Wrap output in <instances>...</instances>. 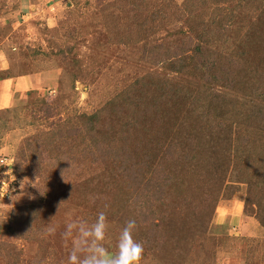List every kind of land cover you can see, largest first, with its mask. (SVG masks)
I'll use <instances>...</instances> for the list:
<instances>
[{"label":"rangeland","instance_id":"374dc122","mask_svg":"<svg viewBox=\"0 0 264 264\" xmlns=\"http://www.w3.org/2000/svg\"><path fill=\"white\" fill-rule=\"evenodd\" d=\"M112 1L0 0V156L8 155L18 160L23 150L28 155L29 138L53 128L52 122H66L81 113L101 108L133 78L150 71L152 87L157 83L158 67L139 58V48L127 47L125 38L135 35L134 24L144 15L145 9L147 14L160 9L162 0H145L143 9L138 14L136 11L135 16L129 12L133 3L120 2H127L129 6L120 26L114 23V17L119 20L125 17L122 8L116 9L114 17L108 12L98 14L102 5ZM175 1L182 6L186 2ZM239 1L237 21L223 36L227 41L220 47L228 46L229 50L236 51L238 42H246L245 77L248 72H257L264 85V0H244L243 6V0H220L219 4L237 9ZM197 6L208 16L215 5L212 0H200ZM168 13L167 23L170 20L176 23L175 10ZM84 53L98 54L101 58L88 61L82 56ZM78 67L85 80L77 77ZM16 78L20 87L12 86ZM243 92L247 89L240 93L230 91L228 95L238 101H228L225 105L234 109L229 126L234 131L238 148L240 132L248 138L243 130L247 122L243 114L248 110L246 101L240 96ZM150 94L152 92L148 91V100L154 102L155 96ZM56 98H59L57 104L53 102ZM256 100L262 103L259 98ZM47 102L56 104L51 114L45 111ZM153 106V130L160 142L165 143L169 138L170 122L175 121L177 113L179 118L180 112L175 104L167 107L165 103H156ZM239 157L235 161L237 164H240ZM47 159L43 165L48 167V179L41 174L40 164L22 162L20 158L19 170L15 167L17 190L12 200L0 202V220L9 218L15 207L30 205L32 199L39 196L42 216L50 221L44 222L43 234L36 235L35 239L0 233V264H67L71 238L61 235L65 224L77 219L90 224L101 211L107 225L104 246L109 255L114 254L119 232L129 220L127 206L122 205L123 198L117 190L123 189L121 182L115 180L112 187H108V177L100 176L101 184H90L84 191L76 185H81L83 176L102 172L100 168L94 171L84 161H80L82 165L74 162L68 165L65 157L62 163ZM34 164L38 167L32 166ZM19 184L21 187L25 184L24 188ZM233 184L237 185L224 187L215 204L209 200L201 208L181 203L183 195L177 196L179 201L176 198L164 201L161 206L169 215L163 223L159 248H148L139 238L140 230H134L133 238L143 247L140 264H264V197L261 198L264 192L255 194L246 183ZM247 198L255 200L246 203ZM202 201L195 198L198 205ZM152 216L153 220H158L156 214ZM48 226H54L55 232L48 234Z\"/></svg>","mask_w":264,"mask_h":264},{"label":"trees","instance_id":"16d2710c","mask_svg":"<svg viewBox=\"0 0 264 264\" xmlns=\"http://www.w3.org/2000/svg\"><path fill=\"white\" fill-rule=\"evenodd\" d=\"M124 1L127 0L102 5L98 14L108 12L114 17L116 9L122 8L125 17L122 20L114 17V23L120 26L129 7L127 2L120 3ZM128 1L133 3L129 8L133 16L136 11L140 13L145 2ZM199 1L186 0L182 6L175 0H162L160 9L148 14L145 9L134 24L135 35L125 38L127 47L139 48V58L160 70L156 73L154 87L150 71L133 78L101 108L81 113L66 122H52L53 128L28 139L26 151L29 154L25 150L20 154L22 162L40 164L43 176L47 175L48 167L43 165L47 157L58 163L65 157L68 165L73 162L82 165L80 161H84L94 171L100 168L102 172L96 175L83 176L81 185H76L82 189H89L90 184H101L100 176L108 177V187H112L115 180L120 181L123 189L117 190L123 198L122 205L127 206L129 220H134L135 229L140 230V240L151 249L159 248L163 239L162 227L169 215L161 206L164 201L171 198L179 201L177 196L183 195L181 203L201 208L209 200L215 204L224 187L237 185L234 182L248 184L255 194L264 192V88L260 86L264 85L257 72H248L245 77L246 42H238L236 51L229 50L228 46L220 47L227 41L223 36L237 21L240 1L237 9H229L220 5V0H212L215 6L208 16L197 9ZM169 10L177 13L176 23L175 20L167 23ZM82 56L88 61L101 58L92 53ZM247 68L249 70L248 65ZM76 71L77 77L85 80L82 69L78 67ZM241 89H247L240 96L248 107L243 114L247 121L243 130L249 139L241 131L238 148L229 126L234 109L225 105L228 101L237 102L228 93H240ZM148 91L152 92L150 96H155L154 102L148 100ZM256 98L263 99L262 103ZM53 102L57 104L59 98ZM156 103H165L167 107L175 104L180 112V117L177 113L175 121L170 122L165 143L160 142L153 130L152 109ZM56 104L47 102L45 111L51 114ZM105 114H108L106 118ZM238 157L240 164L235 162ZM20 158H15L17 170ZM197 197L203 200L199 205L195 202ZM41 200L37 196L30 205L12 209L9 218L0 220V233L27 239L42 235L44 222L50 220L42 216ZM253 200L247 198L246 203ZM153 214L158 220L151 218Z\"/></svg>","mask_w":264,"mask_h":264},{"label":"clouds","instance_id":"9594fccd","mask_svg":"<svg viewBox=\"0 0 264 264\" xmlns=\"http://www.w3.org/2000/svg\"><path fill=\"white\" fill-rule=\"evenodd\" d=\"M12 164L13 161H9L4 165ZM24 186L21 187L19 184L21 189ZM5 194H8L12 200L14 195L9 188L4 192ZM106 229L107 225L103 211L98 212L95 221L90 224L83 219L67 222L61 234L65 238H71V249L67 255V264H140L143 247L139 241L133 238L135 221L130 219L125 222L117 238V251L112 255L108 254L104 246ZM46 232L52 234L55 232V227L48 226Z\"/></svg>","mask_w":264,"mask_h":264},{"label":"built area","instance_id":"2783aa9c","mask_svg":"<svg viewBox=\"0 0 264 264\" xmlns=\"http://www.w3.org/2000/svg\"><path fill=\"white\" fill-rule=\"evenodd\" d=\"M9 161H13V164L4 165ZM9 167L11 169H8ZM17 183H18V177L15 169V158L8 155H1L0 156V202L6 201L7 199L10 198L8 194L4 195V192L7 191L8 188L11 190L12 194L15 193V191L17 190Z\"/></svg>","mask_w":264,"mask_h":264},{"label":"crops","instance_id":"0c3cea01","mask_svg":"<svg viewBox=\"0 0 264 264\" xmlns=\"http://www.w3.org/2000/svg\"><path fill=\"white\" fill-rule=\"evenodd\" d=\"M23 82V81H22ZM20 82H19V80H18V78H16L15 80H13V85L12 86H17V87H20Z\"/></svg>","mask_w":264,"mask_h":264}]
</instances>
